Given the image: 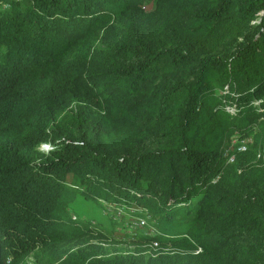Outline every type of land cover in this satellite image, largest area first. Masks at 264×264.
Listing matches in <instances>:
<instances>
[{
  "label": "trees",
  "instance_id": "16d2710c",
  "mask_svg": "<svg viewBox=\"0 0 264 264\" xmlns=\"http://www.w3.org/2000/svg\"><path fill=\"white\" fill-rule=\"evenodd\" d=\"M0 264H264V0H0Z\"/></svg>",
  "mask_w": 264,
  "mask_h": 264
},
{
  "label": "rangeland",
  "instance_id": "374dc122",
  "mask_svg": "<svg viewBox=\"0 0 264 264\" xmlns=\"http://www.w3.org/2000/svg\"><path fill=\"white\" fill-rule=\"evenodd\" d=\"M236 140H237L236 137H233L232 144H235ZM48 149H49V146H46V145L41 147V150L43 151H47ZM103 208H104L103 205L101 208H98V206L90 204V203H86V202H78L74 206V209L77 215H80V217L83 218L84 220L97 223L99 228H101L105 233H108V230L111 227V224L109 223L110 216H105L102 214ZM124 211H125L124 218L127 220L117 221L118 224H116L115 230H117L118 237L115 239L120 240L119 241L120 243L116 242L114 246L119 247V248L131 249L132 245H130L128 242L132 241L133 239V237L130 234V231L132 230V228L125 227V222L131 220L133 221V223L137 222L135 226H138L140 219L146 218V216L139 213L140 210H137V209L133 211L131 210L129 211V209L125 207ZM76 214L74 213L73 215H76ZM151 223H152L151 220L146 218L145 224L143 226H138L140 228L141 234L143 233L145 234V231H147V227L150 226ZM86 246L87 244L85 242L75 243L74 245H72V249L74 250L84 249L85 250ZM29 261H31V259H29Z\"/></svg>",
  "mask_w": 264,
  "mask_h": 264
},
{
  "label": "built area",
  "instance_id": "2783aa9c",
  "mask_svg": "<svg viewBox=\"0 0 264 264\" xmlns=\"http://www.w3.org/2000/svg\"><path fill=\"white\" fill-rule=\"evenodd\" d=\"M246 143H247V141H241L240 142V145L238 146V150L239 151H244L246 149ZM102 205L104 207L103 208V211H102V214L105 215V216L114 217L115 220L116 219L119 220L121 218V216L125 215L124 214V212H125L124 211V208L126 206L117 207L115 205H109V204H106V203H102ZM127 208L129 209V211L130 210L131 211L135 210L133 208H129V207H127ZM137 210H140L139 213H141L142 215H145L146 218H148L149 220L151 219L150 218V215L145 210H142V209H137ZM146 218L140 219V222L138 223V226H143L145 224V222H146ZM135 224H137V222L133 223V221H131V220L125 222V226H127L129 228H139L138 226H135ZM142 229H144V228H142ZM147 229H149V230L145 231V234L146 235L154 234L155 230L153 229V227H151V225L148 226ZM147 247H148V249L146 250V253L149 254V255H151V256L156 255L154 253L157 252L158 249H159L158 242H156V241L150 243Z\"/></svg>",
  "mask_w": 264,
  "mask_h": 264
}]
</instances>
